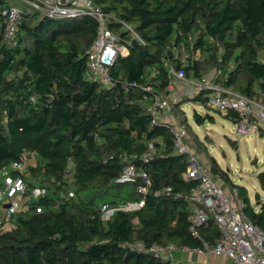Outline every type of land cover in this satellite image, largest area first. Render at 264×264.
<instances>
[{
  "label": "trees",
  "instance_id": "trees-1",
  "mask_svg": "<svg viewBox=\"0 0 264 264\" xmlns=\"http://www.w3.org/2000/svg\"><path fill=\"white\" fill-rule=\"evenodd\" d=\"M93 1L129 49L110 70L111 87L90 73L93 18L28 14L8 43L2 11L12 2L0 0V171L34 156L26 176L31 186L48 189L0 232V264H174L146 252L129 255L127 245L203 250V240L215 245L221 238L214 218L201 228L202 240L191 234L189 205L176 194L190 193L199 180L185 176L188 156L175 153L168 124H153L148 107L168 93L172 71L190 81L213 75L214 84L264 101V0ZM210 94L203 89L193 101L208 106ZM183 104L171 109L178 120ZM225 116L238 122L237 114ZM194 119L215 121L209 113L195 112ZM123 153L138 155L133 163L149 176L147 194L137 192L142 181L117 182L127 165ZM211 170L238 189L248 218L264 227V209L256 212L245 188L216 160ZM258 179L264 190V171ZM103 204L114 210L107 219Z\"/></svg>",
  "mask_w": 264,
  "mask_h": 264
},
{
  "label": "built area",
  "instance_id": "built-area-1",
  "mask_svg": "<svg viewBox=\"0 0 264 264\" xmlns=\"http://www.w3.org/2000/svg\"><path fill=\"white\" fill-rule=\"evenodd\" d=\"M11 4L2 11L6 20L4 37L11 43L18 35L20 24L25 15L40 13L53 19H76L91 17L97 23V34L92 44L88 64L92 78L106 87L113 85L110 70L119 56H127L129 49L121 44L119 37L110 29V16L96 5L93 0H11ZM134 34L132 28L126 25ZM173 73V79L169 85L168 93L156 95L154 102L148 107L153 116V124H157L160 113L170 112L172 107L179 102L175 94V86L180 82L184 86L194 87L198 93L203 90H211L209 106L223 115L237 114V132L246 135L255 130L264 128V101L250 98L238 92L214 84L213 75H209L201 81L185 79L184 73ZM168 124L175 138V153L188 156L189 167L185 176L199 180V184L190 193H177L176 197L184 199L191 212V234L202 240L200 230L214 218L221 238L215 245H210L203 240L204 249L198 250L208 254H214L228 258L232 264H264V227L255 224L246 214L247 204L240 197L237 188L227 192L224 186L215 178L209 167L189 144L188 130L177 122L162 121ZM127 163L123 172L117 179L121 184H135L141 182L137 188L139 194H147L150 187L148 174L137 167L133 160L138 155H120ZM151 158L149 154L142 156V160ZM26 157L13 162L9 167L0 171V232L13 228V218L29 201H38L48 194V189L39 185H30L26 174L29 166L35 164V159ZM141 159V158H140ZM73 162L70 160L67 170H72ZM15 173L16 175L12 174ZM171 192L170 188L164 189ZM73 196V193L70 194ZM144 205L129 203L123 210H135ZM37 212L41 209L37 208ZM104 213L112 215L114 210L108 204L100 206ZM256 212H260L259 210ZM130 251L146 252L156 257L165 258L176 251L188 252L187 247L175 245H153L147 248L143 243L128 244Z\"/></svg>",
  "mask_w": 264,
  "mask_h": 264
},
{
  "label": "rangeland",
  "instance_id": "rangeland-1",
  "mask_svg": "<svg viewBox=\"0 0 264 264\" xmlns=\"http://www.w3.org/2000/svg\"><path fill=\"white\" fill-rule=\"evenodd\" d=\"M180 89L184 91L183 94L180 93ZM180 89L177 88L174 92L180 93L178 99L184 103L182 105L184 113L178 111L177 123L187 128L191 149L196 150L209 167H212L216 160L235 186L245 188L251 205L261 209L264 205V190L260 185L258 174L264 171V128L242 135L237 132L236 123L228 117L212 109L209 104L202 106L193 101L198 94V90L194 87L181 84ZM195 112L202 116L209 113L215 121L207 120L199 125L194 119ZM171 114L173 115V112ZM161 118L159 115L160 122H162ZM185 118L189 126L182 121ZM218 181L223 184L227 192L232 191L231 185L220 179ZM107 216L111 215L108 213Z\"/></svg>",
  "mask_w": 264,
  "mask_h": 264
},
{
  "label": "crops",
  "instance_id": "crops-1",
  "mask_svg": "<svg viewBox=\"0 0 264 264\" xmlns=\"http://www.w3.org/2000/svg\"><path fill=\"white\" fill-rule=\"evenodd\" d=\"M177 88H181L180 82L176 83L175 90ZM180 90V93H184L182 89ZM180 93L176 94L179 95ZM161 117V121L178 122V119L175 116L174 112L173 115L171 114V112L162 113ZM32 159H34V156L30 160ZM262 207H264V205ZM262 207L261 209L257 207L254 208L256 211H262ZM165 258H167V260H171L174 264H232V261L228 258L216 256L214 254H208L205 252H199L198 250H191L188 252L176 251L172 255L166 256Z\"/></svg>",
  "mask_w": 264,
  "mask_h": 264
},
{
  "label": "water",
  "instance_id": "water-1",
  "mask_svg": "<svg viewBox=\"0 0 264 264\" xmlns=\"http://www.w3.org/2000/svg\"><path fill=\"white\" fill-rule=\"evenodd\" d=\"M262 209H264V207H262ZM129 255H139V252L137 251H132L129 253Z\"/></svg>",
  "mask_w": 264,
  "mask_h": 264
}]
</instances>
